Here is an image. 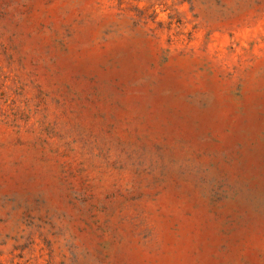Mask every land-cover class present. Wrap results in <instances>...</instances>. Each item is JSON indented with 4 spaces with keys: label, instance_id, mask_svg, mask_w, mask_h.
Returning <instances> with one entry per match:
<instances>
[{
    "label": "rangeland",
    "instance_id": "rangeland-1",
    "mask_svg": "<svg viewBox=\"0 0 264 264\" xmlns=\"http://www.w3.org/2000/svg\"><path fill=\"white\" fill-rule=\"evenodd\" d=\"M0 264H264V0H0Z\"/></svg>",
    "mask_w": 264,
    "mask_h": 264
}]
</instances>
